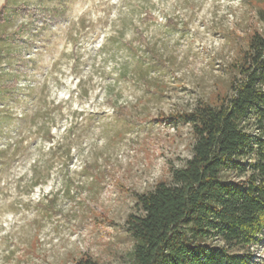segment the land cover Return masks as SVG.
<instances>
[{
  "label": "rangeland",
  "instance_id": "rangeland-1",
  "mask_svg": "<svg viewBox=\"0 0 264 264\" xmlns=\"http://www.w3.org/2000/svg\"><path fill=\"white\" fill-rule=\"evenodd\" d=\"M7 1L0 264H131L137 196L191 156L178 115L230 93L264 0Z\"/></svg>",
  "mask_w": 264,
  "mask_h": 264
},
{
  "label": "trees",
  "instance_id": "trees-1",
  "mask_svg": "<svg viewBox=\"0 0 264 264\" xmlns=\"http://www.w3.org/2000/svg\"><path fill=\"white\" fill-rule=\"evenodd\" d=\"M233 67L229 94L178 115L191 127V156L137 196L140 213L126 219L131 264H254L252 248L264 235L263 35L249 38Z\"/></svg>",
  "mask_w": 264,
  "mask_h": 264
}]
</instances>
